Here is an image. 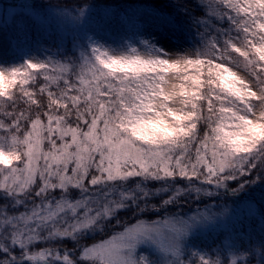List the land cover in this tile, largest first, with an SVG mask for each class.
Instances as JSON below:
<instances>
[{"label":"snow or ice","instance_id":"1","mask_svg":"<svg viewBox=\"0 0 264 264\" xmlns=\"http://www.w3.org/2000/svg\"><path fill=\"white\" fill-rule=\"evenodd\" d=\"M95 4L47 3L70 34L0 65V264H264V206L234 212L264 184V0H173L171 47Z\"/></svg>","mask_w":264,"mask_h":264},{"label":"trees","instance_id":"2","mask_svg":"<svg viewBox=\"0 0 264 264\" xmlns=\"http://www.w3.org/2000/svg\"><path fill=\"white\" fill-rule=\"evenodd\" d=\"M21 5H11L6 0H0V65L8 66L12 64H20L23 62L24 52L44 55L45 49H50L55 53L54 40L40 44L39 42L45 34H54L61 32L70 34V25L58 20L51 9L47 7V3L57 4L60 0H26L19 2ZM115 15L132 16L131 11L148 10L155 14L168 16L174 13L173 0H112ZM104 0H96L95 9L92 13V20L97 24L103 23ZM115 30V26H113ZM220 200L219 203H223ZM196 201L189 200L182 205V211L188 212L196 208ZM254 205L264 206V184L258 185L253 189L242 193L235 201L237 206H244L243 209L235 212L236 216L250 215L249 209ZM197 207H203L199 203ZM235 218V217H234ZM251 222V231L258 240L261 234V228L257 221ZM249 226L245 225V230ZM219 231L210 229L207 233H199L198 237L193 239V243L210 242L212 239L219 238ZM100 237H97L99 239ZM71 247V244H69ZM200 247H208L202 244Z\"/></svg>","mask_w":264,"mask_h":264},{"label":"rangeland","instance_id":"3","mask_svg":"<svg viewBox=\"0 0 264 264\" xmlns=\"http://www.w3.org/2000/svg\"><path fill=\"white\" fill-rule=\"evenodd\" d=\"M6 1L9 4H11V5H16V4L21 5L19 2L26 1V0H6ZM131 13H132V16H140L141 18H143L145 20H148L147 23H146V27H148L151 31L157 32L159 34L160 41H161L162 44H165L166 46H169V47L174 45L175 41H173L170 38L169 33L167 31L163 30V29L155 27L153 25L152 21L150 20V19H153V18H161V19H163V18H166V16L161 15V14H155V13L149 12L148 10H135V11H131ZM197 206H198V203H197L196 207ZM243 208H244V206H241V207L237 206L234 209V212H237L238 210L243 209ZM210 229L218 230V229H220V226L209 228V230ZM207 232H203L202 231L201 233H207Z\"/></svg>","mask_w":264,"mask_h":264}]
</instances>
